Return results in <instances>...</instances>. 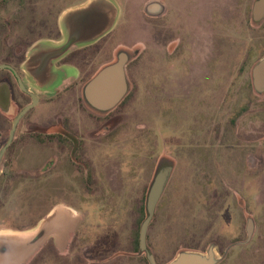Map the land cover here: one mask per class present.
Here are the masks:
<instances>
[{
	"label": "rangeland",
	"instance_id": "374dc122",
	"mask_svg": "<svg viewBox=\"0 0 264 264\" xmlns=\"http://www.w3.org/2000/svg\"><path fill=\"white\" fill-rule=\"evenodd\" d=\"M89 1L53 0L55 36L59 15ZM109 1L118 8L114 30L89 51L97 52L92 55L97 70L121 53L128 58L121 127L135 137L121 147L124 152L116 149L119 155L103 152L104 164L123 158H117L123 192L84 194L80 181L48 170L46 144H23L18 167L11 164L10 151L0 165V232L33 230L58 206L80 220L64 251L51 239L28 264H149L139 246L147 196L128 193L135 188L136 165L126 155L132 142L135 156L150 154L152 164L165 152L172 166L147 232L156 264H170L183 252L208 251L209 201L221 191L229 207L221 223L237 227L241 221L235 192L246 196L248 214L262 207L264 223V90L253 84V70L264 60V18L254 21L259 0ZM160 1L189 26L181 55L171 53L177 37L164 42L157 9L147 11L148 4ZM38 12L46 14L47 8Z\"/></svg>",
	"mask_w": 264,
	"mask_h": 264
},
{
	"label": "flooded vegetation",
	"instance_id": "af4514ba",
	"mask_svg": "<svg viewBox=\"0 0 264 264\" xmlns=\"http://www.w3.org/2000/svg\"><path fill=\"white\" fill-rule=\"evenodd\" d=\"M51 4L53 0H0V150L8 143L14 122L27 110L18 121L0 165L7 160L10 151H14L11 164L20 166L17 152H21L23 144H46L48 170L52 174L62 173L63 179L80 181L84 194L117 196L122 191L121 178H124L117 158H123L113 157L104 164L103 152L112 150L119 155L117 150L124 152L121 147L128 138L135 137L126 130L127 127H121L127 110L120 107L126 96L109 111L95 109L87 102L88 84L105 67L97 70L93 66L92 55L97 52L89 50L104 38L90 44L72 45L57 59L48 61L43 56L47 50L61 47L67 41L59 23L60 15L55 36ZM40 8L42 11L47 8V13L40 14ZM172 15L174 20L170 21ZM159 18L164 42L169 36L177 37L171 53L181 55L189 26H183L178 12L169 9L163 1H160ZM39 49L43 53L34 58ZM169 52L170 46L165 50V53ZM133 144H130L132 151ZM132 151L130 154L125 152L136 165L132 170L135 188L129 189L128 193L148 197L159 170L171 163L165 152L151 164L150 154L139 158ZM104 181L110 188L101 187ZM166 190L167 185L161 198ZM224 193L214 194L209 201L208 248H213L218 256L216 264H264V223L258 214L262 207L255 217L248 214L246 196L235 192L232 200L241 221L237 227L228 222L221 223L229 209Z\"/></svg>",
	"mask_w": 264,
	"mask_h": 264
},
{
	"label": "water",
	"instance_id": "95a60500",
	"mask_svg": "<svg viewBox=\"0 0 264 264\" xmlns=\"http://www.w3.org/2000/svg\"><path fill=\"white\" fill-rule=\"evenodd\" d=\"M117 9L109 0H90L81 7L69 10L61 16L59 21L61 29L67 35V41L61 47L47 50L43 56L50 61L62 56L72 45L97 41L116 23ZM156 9L159 14L160 3H150L147 6V11L150 13L155 12ZM263 18L264 0H259L254 5V21L259 22ZM37 51L38 53L33 55L34 58H39L43 53L40 49ZM127 61V56L121 53L116 62L105 66L88 84L86 99L93 108L109 111L126 96L128 92L125 72ZM253 84L258 92L264 90V60L260 61L253 70ZM26 111L14 122L8 143L0 150V161L13 139L18 121ZM171 172L172 166L159 170L147 197V217L140 228L139 246L140 250L146 254L149 264H156V262L147 250L148 227ZM79 222V216L73 210L58 206L33 230L0 232V264H27L51 239L61 251H64ZM218 260L213 248H209L206 253L196 251L180 253L170 264H216Z\"/></svg>",
	"mask_w": 264,
	"mask_h": 264
},
{
	"label": "crops",
	"instance_id": "0c3cea01",
	"mask_svg": "<svg viewBox=\"0 0 264 264\" xmlns=\"http://www.w3.org/2000/svg\"><path fill=\"white\" fill-rule=\"evenodd\" d=\"M84 5H85V4H84ZM82 6H83V5H82ZM80 7H81V6H80ZM59 21H60V20H59ZM116 21H117V20H116ZM115 24H116V23H115ZM115 24H114V26H113V27H112V28H111V29H110L105 35H103L100 39L105 38V37L108 36L110 33H112V31L114 30ZM98 40H99V39H98ZM49 241H50V240H49ZM49 241H48V242H49ZM48 242H47V243H48ZM39 251H40V250H39ZM39 251H38V252H39ZM38 252H37V253H38ZM37 253H36V254H37ZM36 254H35V255H36ZM27 264H28V263H27Z\"/></svg>",
	"mask_w": 264,
	"mask_h": 264
}]
</instances>
